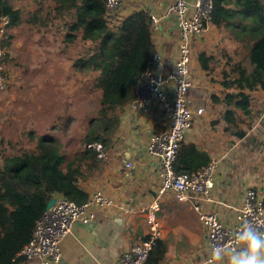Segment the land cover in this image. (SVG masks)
Segmentation results:
<instances>
[{
  "label": "crops",
  "instance_id": "obj_1",
  "mask_svg": "<svg viewBox=\"0 0 264 264\" xmlns=\"http://www.w3.org/2000/svg\"><path fill=\"white\" fill-rule=\"evenodd\" d=\"M171 2L124 0L116 15L108 20L111 25H116L138 11L159 18L158 29L152 32L159 59L157 73L170 72L176 60L178 31L175 19L165 16ZM63 23L60 22V28H65ZM249 33L251 31L245 28H233L229 38L222 28L208 24L205 32L193 40L192 86L188 100L193 111L202 109V113L194 116L192 127L182 142L193 144L207 155L210 163L216 161L218 167L209 198L190 197L178 201L171 193L159 198L160 239L166 245L161 264H205L208 236L199 220L201 212L216 213L224 225L232 226L243 204L245 190L253 189L264 201V145L252 146L256 138L255 128L261 129L259 123L264 125V90H245L252 97L251 117H243L245 122L237 124L238 129L234 128L246 131L244 138L225 131L222 115L226 107L212 101L213 97L221 99L225 92H237L222 85L235 79L231 66L239 67L243 74L249 72V60L254 61L255 44ZM200 57L207 61L209 72L200 67ZM119 120L110 145L101 153V168L81 180L78 187L88 198L101 191L134 212L98 210L90 223L76 224L60 242L58 264H116L132 245L147 238L148 227L138 210L145 209L156 197L159 176L158 161L148 156L146 145L151 134L164 129L165 122L156 104L145 116L126 106ZM126 164L131 167L126 168ZM196 206L199 210L195 209ZM224 263H228L227 257ZM21 264L38 263L24 260Z\"/></svg>",
  "mask_w": 264,
  "mask_h": 264
},
{
  "label": "trees",
  "instance_id": "obj_2",
  "mask_svg": "<svg viewBox=\"0 0 264 264\" xmlns=\"http://www.w3.org/2000/svg\"><path fill=\"white\" fill-rule=\"evenodd\" d=\"M51 1L53 10L44 9L40 2L39 9L26 22L32 26L46 25L54 14L53 18L64 22L67 42L91 45L81 67L96 74L91 76L86 93L96 98L97 109L94 116L87 118L85 131L69 154L65 148L71 141L63 146L51 136H40L32 140L30 148H21L17 154L3 157L0 165V264L24 262L18 254L31 239L35 224L51 199L61 196L77 204L88 199L78 183L101 168L99 155L110 145L119 127L121 112L134 101L136 84L156 54L147 12H135L111 25L105 17L104 0ZM3 18L8 21L7 29L21 23L20 12L6 0H0V20ZM227 21H236V28L241 21H248L245 29L251 31L250 37L255 40L254 61L258 69L264 70V0H213L209 24L219 28ZM199 59L200 67L209 72L207 61ZM232 72L236 78L222 85H232L237 92H225L221 99L213 97L212 101L226 107L222 115L225 131L244 138L246 131L234 128L238 129L237 124L245 122L243 117H251L252 97L240 86L243 79L239 77L244 75L240 68L235 66ZM254 89L248 88V91ZM260 89L264 90V84ZM98 145L99 150L95 148ZM208 164L210 159L205 153L193 144L181 142L173 170L175 173L193 172ZM165 251V243L157 240L146 264H161Z\"/></svg>",
  "mask_w": 264,
  "mask_h": 264
},
{
  "label": "built area",
  "instance_id": "obj_3",
  "mask_svg": "<svg viewBox=\"0 0 264 264\" xmlns=\"http://www.w3.org/2000/svg\"><path fill=\"white\" fill-rule=\"evenodd\" d=\"M123 3L124 0H104L105 17L109 20L115 16ZM212 8L213 0H195L193 4L186 0H172L165 16L175 19L178 31L173 68L167 73H156L159 59L155 54L136 84V97L129 106L145 116L156 104L165 122L164 129L158 134H151L146 145L148 156L158 161L159 186L152 202L145 209L138 210L148 227L147 238L132 245L129 251L118 258L116 264H146L150 251L162 236L158 218L159 198L162 195L171 193L178 201H186L190 197L209 198L214 188V175L218 167L216 161L193 172L175 173L173 170L180 143L191 129L194 116L202 113V109L193 111L188 100V91L192 86V45L193 40L205 32ZM149 17L153 31H156L159 18L154 15ZM7 22L6 18L1 19L3 26ZM1 83L0 78V85ZM95 148L99 150L100 146ZM130 167V164H126V168ZM103 209H115L126 214L134 212L108 198L101 191L94 193L81 204L61 196L54 197V203L36 222L31 239L18 257L38 264H58L61 258V240L76 224L90 223L95 218L96 211ZM195 209L199 210V207L196 206ZM199 220L207 229L208 236V256L205 264H216L217 261L212 255L213 249L217 246L238 249L240 244L237 236L245 223L252 222L264 230V201L253 189H247L234 225H224L216 213L201 212Z\"/></svg>",
  "mask_w": 264,
  "mask_h": 264
},
{
  "label": "rangeland",
  "instance_id": "obj_4",
  "mask_svg": "<svg viewBox=\"0 0 264 264\" xmlns=\"http://www.w3.org/2000/svg\"><path fill=\"white\" fill-rule=\"evenodd\" d=\"M8 2L20 12L21 23L7 29L0 20V165L3 157L17 154L21 148H30L32 140L40 136H51L63 146L71 141L65 148L69 154L75 141L83 135L87 118L94 116L97 109L96 98L86 93L91 76L96 74L81 67L91 45L67 42L66 30L60 28L54 14L46 25L32 26L26 22L39 9L40 2L44 9L53 10L51 0ZM247 22L241 21L239 28L241 25L246 28ZM236 26V21H227L219 28L230 38ZM249 69L244 77H239L243 79L241 88H261L264 70L250 60ZM259 127L253 132L254 147L264 145V125L259 123Z\"/></svg>",
  "mask_w": 264,
  "mask_h": 264
},
{
  "label": "clouds",
  "instance_id": "obj_5",
  "mask_svg": "<svg viewBox=\"0 0 264 264\" xmlns=\"http://www.w3.org/2000/svg\"><path fill=\"white\" fill-rule=\"evenodd\" d=\"M237 239L240 247L217 246L212 255L217 264H223L227 257L228 264H264V230L248 222L242 226Z\"/></svg>",
  "mask_w": 264,
  "mask_h": 264
},
{
  "label": "water",
  "instance_id": "obj_6",
  "mask_svg": "<svg viewBox=\"0 0 264 264\" xmlns=\"http://www.w3.org/2000/svg\"><path fill=\"white\" fill-rule=\"evenodd\" d=\"M53 203H54V198L49 201V203L47 204L46 209H49L52 206Z\"/></svg>",
  "mask_w": 264,
  "mask_h": 264
}]
</instances>
